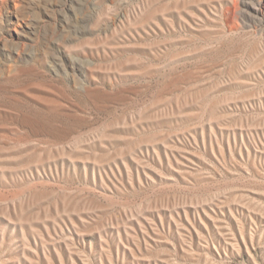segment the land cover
Here are the masks:
<instances>
[{"label":"rangeland","instance_id":"rangeland-1","mask_svg":"<svg viewBox=\"0 0 264 264\" xmlns=\"http://www.w3.org/2000/svg\"><path fill=\"white\" fill-rule=\"evenodd\" d=\"M0 264H264V0H0Z\"/></svg>","mask_w":264,"mask_h":264}]
</instances>
